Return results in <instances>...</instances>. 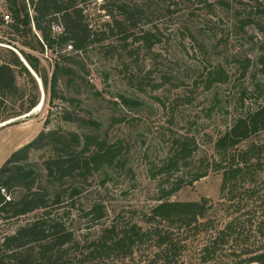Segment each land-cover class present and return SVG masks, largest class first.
<instances>
[{
    "label": "trees",
    "instance_id": "trees-1",
    "mask_svg": "<svg viewBox=\"0 0 264 264\" xmlns=\"http://www.w3.org/2000/svg\"><path fill=\"white\" fill-rule=\"evenodd\" d=\"M101 1L99 11L108 19L98 28L89 7L99 0H4L9 14L0 15V25L12 21L10 27L15 35L32 36L43 51L46 48L58 54L51 78L42 77L49 86L51 104L67 100L61 95V80L76 75L67 63L71 58L67 55L86 54L112 37L120 38L130 55L141 49L154 52L161 43L155 22L164 14L171 19L202 18L199 26L207 31L199 34L209 33L211 40L218 38L214 26L219 21V9L232 15L233 28L255 27L264 33V0H238L239 7L231 0ZM56 27L61 31L55 32ZM0 43L16 49L1 47L9 54L5 60L0 57L1 123L39 105L38 98L31 97L24 107L26 98L18 77L33 78L21 57L34 71L39 69L35 58L24 49L9 40ZM104 48L111 53L115 46L107 44ZM200 80L208 90L216 83H225L222 65L207 70ZM130 83L143 87V82L134 76ZM6 97L20 102L19 110L5 114ZM124 102L131 105L130 101ZM239 105L235 109L240 111L229 129L215 143L216 158L191 181L193 184L206 178L211 170L222 174L221 216H210L215 205L206 199L172 202L161 197L144 215L142 224L119 221V225L103 227L84 244L73 229L72 212L83 214L92 226L106 219L107 209L101 201L95 200L87 209L81 201L89 193L95 174L117 166L119 153L100 136L101 124L96 121L76 119L88 130L83 135L42 132L0 169V216L13 220L34 214L4 237L0 264H104L106 260L126 263L134 262L138 254L140 264H186V256L192 252L190 264H264V143L252 140L264 132V99L255 109H246L243 100ZM64 115L66 121L75 122L71 114ZM189 141L187 138L179 142L174 160L193 157ZM45 149L51 155L41 165L30 161L33 151Z\"/></svg>",
    "mask_w": 264,
    "mask_h": 264
},
{
    "label": "rangeland",
    "instance_id": "rangeland-1",
    "mask_svg": "<svg viewBox=\"0 0 264 264\" xmlns=\"http://www.w3.org/2000/svg\"><path fill=\"white\" fill-rule=\"evenodd\" d=\"M231 1L239 7L238 0ZM101 4L99 0L89 7L93 24L98 28L108 19L99 11ZM7 14L4 0H0V15ZM216 14L219 21L215 18L214 27L218 38L214 40L209 33L199 34L207 31L199 26L202 18L171 19L164 14L155 22L161 43L154 52L141 49L130 55L121 39L112 37L86 54L67 55L71 57L67 63L76 75L61 80V95L67 100L53 104L49 86L42 77L51 78L58 54L46 48L43 51L32 36L15 35L10 27L12 21L0 25V41H12L37 62L39 72L32 68L33 73L30 72L33 80L27 75L18 77L26 98L24 107L27 108V99L31 97L38 98V104L44 103L39 112L33 114L34 108L0 123V169L42 132L83 135L88 130L76 119L92 120L101 124L100 136L119 153V162L116 167L95 174L89 193L81 201L85 209L95 200L103 203L107 214L102 224L92 226L83 214L72 212L73 229L83 244L103 227L119 225V221L142 224L144 215L161 197L172 202L206 199L215 205L210 216H221L222 174L211 170L206 178L193 184L191 181L216 158L215 143L240 111L236 106L238 109L243 100L246 109H255L264 99V33L255 27L233 28L231 14L220 9ZM33 31L37 34L34 28ZM59 31L56 27L55 32ZM107 44L115 46L111 53L104 48ZM1 47L16 51L0 43V57L4 60L9 54ZM218 64L222 65L226 82L216 83L208 90L200 78ZM133 76L143 82V87L130 83ZM124 100L131 105L127 106ZM21 105L15 98L6 97L3 112L9 114ZM65 113L71 114L75 122L66 121ZM11 120L14 122L1 126ZM187 138L194 149L193 157L187 161L174 160L179 142ZM252 140L264 143V132ZM50 155L51 151L46 149L33 151L30 161L41 165ZM182 184V188L169 195ZM33 216L13 220L0 216V244ZM193 256L194 252L186 256V264H190ZM104 264H140L139 254L134 262L106 260Z\"/></svg>",
    "mask_w": 264,
    "mask_h": 264
},
{
    "label": "bare ground",
    "instance_id": "bare-ground-1",
    "mask_svg": "<svg viewBox=\"0 0 264 264\" xmlns=\"http://www.w3.org/2000/svg\"><path fill=\"white\" fill-rule=\"evenodd\" d=\"M41 83V82H40ZM43 106H44V103L43 102H41L35 109H34V111H33V114L34 113H36V112H39V111H41L42 110V108H43ZM31 115V114H30ZM29 115H27V116H25V117H23V118H21V119H25V118H27ZM14 120H11V121H8V122H6V123H4V124H2L1 126H6V125H8V123H12Z\"/></svg>",
    "mask_w": 264,
    "mask_h": 264
},
{
    "label": "water",
    "instance_id": "water-1",
    "mask_svg": "<svg viewBox=\"0 0 264 264\" xmlns=\"http://www.w3.org/2000/svg\"><path fill=\"white\" fill-rule=\"evenodd\" d=\"M21 60H22V62L25 64V66L29 69V71L31 72V73H33L32 72V69L30 68V66L27 64V62L24 60V58H22L21 57ZM34 75V74H33ZM14 122V121H13ZM8 124H11V123H8ZM5 126V125H4Z\"/></svg>",
    "mask_w": 264,
    "mask_h": 264
},
{
    "label": "built area",
    "instance_id": "built-area-1",
    "mask_svg": "<svg viewBox=\"0 0 264 264\" xmlns=\"http://www.w3.org/2000/svg\"><path fill=\"white\" fill-rule=\"evenodd\" d=\"M6 19H8V18H6Z\"/></svg>",
    "mask_w": 264,
    "mask_h": 264
}]
</instances>
